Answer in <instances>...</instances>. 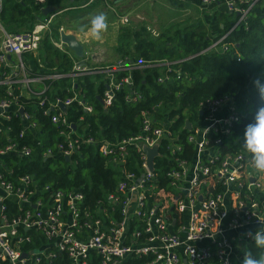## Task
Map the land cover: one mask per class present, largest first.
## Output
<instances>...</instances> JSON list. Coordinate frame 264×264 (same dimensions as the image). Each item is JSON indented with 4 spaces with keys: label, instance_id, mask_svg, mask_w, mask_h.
<instances>
[{
    "label": "built area",
    "instance_id": "2783aa9c",
    "mask_svg": "<svg viewBox=\"0 0 264 264\" xmlns=\"http://www.w3.org/2000/svg\"><path fill=\"white\" fill-rule=\"evenodd\" d=\"M47 0H32L44 5ZM93 0H87V5ZM103 3L109 0H101ZM235 17L232 26L206 50L215 47L239 24H245L248 10L264 0H198L203 8L214 7ZM0 0V10H1ZM45 17L30 29L7 32L0 22V264H50L52 260L68 259V264H241L244 249L255 248L248 232L264 229V174L256 173L250 157L244 153L222 154L221 137L239 120L227 97L207 99L201 104L197 122L186 128V141L193 146L192 154L178 157L180 146L164 124L151 126L152 118L141 112L137 134L112 144L104 140L81 138L69 122L60 104L67 108L72 102L90 111L75 90V79L82 75L102 74L105 90L101 102L108 106L113 91L121 85L131 86L130 76L114 81V73L145 66L154 62L133 64L116 61L90 67L85 58L66 73H40L41 40L48 37L51 45L70 57L66 46L51 40V18ZM126 22V17L122 18ZM63 32L58 28V34ZM34 67H29V58ZM71 58V57H70ZM238 61V58H236ZM161 67L169 70V63ZM35 69V70H34ZM33 70V71H32ZM36 70L39 73H36ZM70 78V96L50 97V83ZM166 76L157 77V81ZM33 84L41 88L35 90ZM128 98V96H126ZM22 110L21 114L18 112ZM48 117L61 141L56 154H79V141L97 146L96 151L108 156L118 171L116 190L96 197L92 203L76 188L39 186L28 172L11 178V163L5 157L28 160L31 149L18 146L9 137L8 122L19 119L22 129L35 131V112ZM187 122V121H185ZM217 135L210 137L209 134ZM168 140V154L160 153L158 144ZM173 140V141H172ZM4 142V143H2ZM125 144H131L140 162L135 170L124 167ZM157 147L151 168L145 163V147ZM182 151V150H181ZM51 154L46 148L42 156ZM164 158L166 168L155 167L156 158ZM75 161V160H74ZM163 182V183H160ZM13 204L10 211L8 204ZM27 229L37 235L28 234ZM28 242L29 246L24 244Z\"/></svg>",
    "mask_w": 264,
    "mask_h": 264
},
{
    "label": "trees",
    "instance_id": "16d2710c",
    "mask_svg": "<svg viewBox=\"0 0 264 264\" xmlns=\"http://www.w3.org/2000/svg\"><path fill=\"white\" fill-rule=\"evenodd\" d=\"M60 1L47 0L44 4L60 10ZM86 1L66 0L65 4L68 8L78 9ZM169 1L185 5L181 0ZM98 2L102 1L93 0L87 5ZM109 2L111 4L113 1ZM39 9V5L32 0H2L0 22L10 33L28 30L33 23L44 18ZM221 11L214 9L209 15L212 29L200 18L182 26H165L155 36L143 24L136 28L120 26L114 45L116 61L127 64L154 62L159 65L115 72V82L128 75L131 86L122 84L114 90L108 106L101 102L107 82L102 74L76 78L75 90L79 92L83 103L90 106V111H84L76 101L67 106L64 113L67 120L76 126L74 132L83 139L117 144L137 134L141 112H145L153 119L151 126L164 124L171 135L177 137L173 143L180 146V151L174 155L188 156L192 154L193 146L186 141L188 131L184 128L185 121L194 125L198 116H205L206 112L200 111L199 106L205 100L227 97L239 120L227 134L219 135L222 144L219 150L222 154L244 153L241 142L245 126L253 122L256 110L264 104L252 83L257 77L264 80V4H254L247 12L245 24L236 25L215 47L206 50L229 30L235 19ZM51 29L54 36L52 26ZM39 57L43 63L40 73L45 74L54 71L66 73L73 63L67 54L54 48L46 36L40 42ZM162 62L169 63L170 69L161 67ZM86 64L90 67L105 65ZM159 76L166 78L158 82L156 79ZM69 84V77L52 81L48 96H70L71 92L66 91ZM33 121L36 127L34 134L23 130L21 136L19 131L22 126L17 117L4 122L10 126L9 137L18 146L25 145L31 149L28 160L5 157L4 160L11 163L13 169L6 176L13 178L28 172L39 186L48 184L52 189L82 190L90 203L96 197L116 190L118 171L112 167L108 156L98 154L97 146L85 144L82 139L79 141V154H73L71 160L67 161L62 155L56 154V144L61 141V137L57 136L56 128L49 118L38 111ZM209 136L217 135L210 133ZM168 143V140L159 142L160 153L168 154ZM124 146L127 151L124 167L135 170L134 162H140L138 154L131 144ZM46 148L51 150V154L42 156ZM155 167L164 170L165 159L156 158ZM8 205L10 211H14L13 204ZM25 232L37 235L31 229ZM24 246L28 247L29 243L26 242ZM50 264H68V259L63 256L52 260Z\"/></svg>",
    "mask_w": 264,
    "mask_h": 264
},
{
    "label": "rangeland",
    "instance_id": "374dc122",
    "mask_svg": "<svg viewBox=\"0 0 264 264\" xmlns=\"http://www.w3.org/2000/svg\"><path fill=\"white\" fill-rule=\"evenodd\" d=\"M109 1L105 3L98 2L89 6L84 5V3L81 7H78V16L72 20L76 25L82 27L83 25H88L90 18L98 13H105L107 15L109 26L103 39L106 45L97 44L107 50V54H104L101 60H99L102 61L101 63L103 61L110 63L112 62L111 59L116 57L115 55L112 56L114 51L107 47V45L113 43L111 42L112 37L114 38L118 28L122 25L136 28L143 24L149 29L150 34L155 36L163 27H168V25H172L173 27L182 26L186 22L188 23L199 18L207 22L206 19L209 18L212 12L210 9L201 7L195 0H181L185 5H180L177 2L169 0H119L111 4ZM70 8L67 6V9ZM123 17H126V22L124 23L121 21ZM65 19L68 20V17H65ZM83 41L85 43L86 41L89 42L86 33L83 35ZM92 51L94 50H90V52ZM99 61H97V64H99ZM88 63L91 64L93 62L89 60Z\"/></svg>",
    "mask_w": 264,
    "mask_h": 264
},
{
    "label": "clouds",
    "instance_id": "9594fccd",
    "mask_svg": "<svg viewBox=\"0 0 264 264\" xmlns=\"http://www.w3.org/2000/svg\"><path fill=\"white\" fill-rule=\"evenodd\" d=\"M109 26L105 13H98L90 18L89 24L79 30L87 34L89 42H101ZM253 86L257 90L261 101H264V80L260 77L253 79ZM241 146L250 157V165L258 174H264V104L256 110L253 122L245 126ZM250 237L254 254L251 248L244 249L241 264H264V229L246 233Z\"/></svg>",
    "mask_w": 264,
    "mask_h": 264
},
{
    "label": "crops",
    "instance_id": "0c3cea01",
    "mask_svg": "<svg viewBox=\"0 0 264 264\" xmlns=\"http://www.w3.org/2000/svg\"><path fill=\"white\" fill-rule=\"evenodd\" d=\"M60 2H61L60 5H59V6H61V9L60 10H57V8H54V7H51V6H47L45 4L39 6V8H40L39 11H40L41 15H43L42 12H41V10L43 8H50V12L47 13L46 15H43L44 18L45 17L47 18V17L51 16L52 14H54V16L51 18V22H52L51 26L54 29V36L52 35V31H51V40H53V41H57L58 40V37H59L58 28H61L63 30V33L73 35L74 38L81 45V50H82V57L81 58H77L73 54L72 51H70L68 48L65 47L66 50H68L70 52V54H71L70 55L71 58L69 57L71 59V61L73 63H75V64H78L79 61H80V59L85 58V63L90 60L91 62H93L90 65L97 64L98 63L97 61L101 60V58L103 57L104 54H107L106 53V51H107L106 48H103L101 45H97V44H102L103 46L106 45V44H104L103 41H101V42H95V41H93V42H87L86 41V43H85V41H83V35H84L85 32L80 31L79 29L81 27L79 25H76L75 22L72 21L73 18H75V17L78 16L77 9L76 8L67 9V6H65L66 0H61ZM221 4H222V1H219V4L218 5H216L214 7H209V8H206V9H210L212 11V10H214L215 8H217ZM220 9H221V7H219V10ZM66 12H69V13H66ZM65 17H68V20H66ZM42 19L43 18H41L39 20H42ZM39 20H37L35 23L39 22ZM206 20H207V22H205V23L208 24L207 27L209 26V28H210L211 27L210 16ZM35 23H33V25ZM83 26H86V25H83ZM210 29H212V27ZM21 31H23V30H21ZM11 33H14V32H11ZM116 35L117 34H115L114 38L112 37L111 42H113V43L110 44V45H107V47H109L110 49H113V51H114V45L116 43ZM90 50H94V51L90 52ZM113 55H115L114 52H113L112 56ZM116 59H117L116 57L113 58V59H111L112 62H110V63H107L106 61H103L102 64H112V63L116 62ZM101 62L102 61H99V63H101ZM28 65H29V67H34V62L31 61L30 58H29V61H28ZM36 73H39V71L36 70ZM42 74H45V73H42ZM32 88L35 89V90H37V89H39L41 87L39 85H37V84H33L32 85Z\"/></svg>",
    "mask_w": 264,
    "mask_h": 264
},
{
    "label": "water",
    "instance_id": "95a60500",
    "mask_svg": "<svg viewBox=\"0 0 264 264\" xmlns=\"http://www.w3.org/2000/svg\"><path fill=\"white\" fill-rule=\"evenodd\" d=\"M119 0H113V2H117ZM42 14L43 15H46L47 13L50 12V8H43L41 10ZM59 37H60V41L63 42L66 46V48H68L70 51L73 52V54L77 57V58H81L82 57V50H81V45L79 44V42L74 38L73 35L71 34H65L63 32H60L59 33ZM60 108L62 110H65V107L63 105H59ZM20 114L22 112V110H19L18 111ZM189 124L188 122H185V127H188ZM72 127H74L72 125ZM143 151L145 153V163L147 165L148 168H151L152 166V160L153 158L155 157L156 155V152H157V147L156 146H153V147H145L143 148ZM64 159L65 160H68V157L67 156H64Z\"/></svg>",
    "mask_w": 264,
    "mask_h": 264
}]
</instances>
